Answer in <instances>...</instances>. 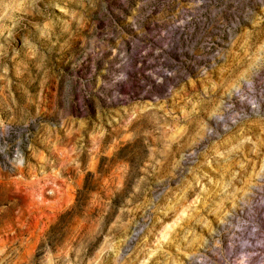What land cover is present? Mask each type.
Listing matches in <instances>:
<instances>
[{
    "label": "rangeland",
    "instance_id": "rangeland-1",
    "mask_svg": "<svg viewBox=\"0 0 264 264\" xmlns=\"http://www.w3.org/2000/svg\"><path fill=\"white\" fill-rule=\"evenodd\" d=\"M0 264H264V0H0Z\"/></svg>",
    "mask_w": 264,
    "mask_h": 264
}]
</instances>
